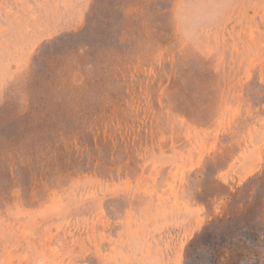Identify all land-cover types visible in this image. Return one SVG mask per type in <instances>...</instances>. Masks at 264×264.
I'll use <instances>...</instances> for the list:
<instances>
[{"label": "rangeland", "instance_id": "374dc122", "mask_svg": "<svg viewBox=\"0 0 264 264\" xmlns=\"http://www.w3.org/2000/svg\"><path fill=\"white\" fill-rule=\"evenodd\" d=\"M0 264H264V0H0Z\"/></svg>", "mask_w": 264, "mask_h": 264}]
</instances>
